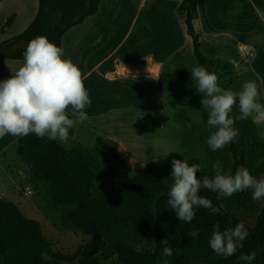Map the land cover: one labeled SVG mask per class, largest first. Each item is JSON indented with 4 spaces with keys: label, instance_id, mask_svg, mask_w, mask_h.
<instances>
[{
    "label": "trees",
    "instance_id": "obj_1",
    "mask_svg": "<svg viewBox=\"0 0 264 264\" xmlns=\"http://www.w3.org/2000/svg\"><path fill=\"white\" fill-rule=\"evenodd\" d=\"M38 9L29 25L19 34L0 42L3 57L23 59L27 43L38 35L45 36L60 47L61 37L70 27L95 14L101 0H37ZM179 10L184 15L186 33L192 41V52L199 66L205 67V58L198 49V37L192 26L195 2L183 0ZM186 72L173 71L167 76H183ZM234 175L243 163V154L231 142ZM94 150L112 161L107 142L97 137ZM16 152L33 179L47 186L51 207L70 206L61 217L63 225L71 224L87 236V241L72 254L52 250L43 235L40 223L23 215L18 206L0 195V264H107L116 256L120 264H162V239H168L173 254L169 264H190L193 259L201 264H246L239 260L241 252L256 251L251 264H264V199L253 227H245L249 237L236 254L223 258L209 246L212 225L219 222L220 230L242 222L226 213L217 199V193L202 188L201 196L213 200L219 208L212 214L204 208L195 210L191 223L180 222L167 206L169 185L148 174L137 172L116 186L100 193L93 192V183L100 164L94 155L80 149L65 148L59 141L40 139L35 134L19 137ZM256 176L264 175V167ZM232 218L233 225L229 221ZM190 229H198L193 240ZM156 242L155 248L153 241ZM103 249L102 252H100Z\"/></svg>",
    "mask_w": 264,
    "mask_h": 264
},
{
    "label": "rangeland",
    "instance_id": "obj_2",
    "mask_svg": "<svg viewBox=\"0 0 264 264\" xmlns=\"http://www.w3.org/2000/svg\"><path fill=\"white\" fill-rule=\"evenodd\" d=\"M239 6L240 37L248 44L241 48L214 51L218 55L208 57V67L218 58L226 69L233 68L234 62L242 69L243 64L247 65L250 60L260 77L253 78L248 72L240 78L229 77L237 91L241 90L244 82L255 81L259 86L260 99L264 101V2L251 4L248 0H240ZM140 18L139 22H144L143 52L146 53L153 46L151 38L153 33L156 34L158 20L156 17L146 21ZM190 45L182 47L181 58L172 60L170 68L191 70L197 66ZM185 81L179 78L164 79L156 83L153 89L152 81L147 79L134 81L121 77H83L91 104L97 103V113L95 116L87 113L88 119L81 123V145L63 146L80 149L94 155L98 160L101 166L93 183V192L100 193L116 186L137 172L160 179L170 187L173 183V159L187 160L189 165L199 164L201 170L197 173V178L201 180L205 175L209 178L214 176L212 163L217 159L221 161L225 173L232 172L233 160L229 145L213 152L206 143L208 136L216 129H207V121L203 117L200 120L201 114L197 115L189 108H177L174 105L175 100L184 98L178 88ZM236 112L234 115L239 116V109ZM244 120L245 123L241 126L243 138L236 144L237 151L243 154V163L238 167L248 168L256 177L264 167V124L250 130L253 120ZM108 135L125 143L133 161H129L127 156L118 158L112 141L106 142L113 156L114 167L106 155L94 150L96 138L107 139ZM16 147L17 142L8 147L5 155L0 156V192L15 203L24 216L40 223L42 233L50 241L53 251L62 254L74 253L87 241V236L71 224H62V215L71 207L53 208L49 205L46 184L33 179L27 165L18 158ZM26 187L31 189L30 194H24ZM216 193L217 199L225 198ZM262 205L263 200H252L251 190H244L237 192L229 201L222 202L221 207L226 213L253 227ZM105 262L120 264L116 256ZM201 263L199 259L190 262Z\"/></svg>",
    "mask_w": 264,
    "mask_h": 264
},
{
    "label": "clouds",
    "instance_id": "obj_3",
    "mask_svg": "<svg viewBox=\"0 0 264 264\" xmlns=\"http://www.w3.org/2000/svg\"><path fill=\"white\" fill-rule=\"evenodd\" d=\"M64 56L63 48L45 36L38 35L27 43L22 66L15 74L0 79V138L35 134L40 139L66 143L69 130L88 119L85 108L91 100L82 73L70 58ZM190 71L196 91L202 94V108L208 114L207 129H216L206 140L213 152L236 140L235 119L251 118L256 124H264V103L260 102L259 86L255 81L244 82L241 90L234 92L220 87L217 75L203 66L197 65ZM234 106L239 109V116L235 119L230 115ZM171 163L173 183L167 193V206L180 222L191 223L195 210L201 207L212 214L219 212L212 199L199 194L202 187L218 192L222 197L251 190L252 200L264 199V175L257 178L246 167L238 168L232 175L224 172L217 159L212 163L214 176L205 175L201 180L197 178L201 170L199 164L189 165L187 160L180 159H173ZM199 234L198 229H190L188 233L193 240ZM248 237L243 222L223 231L216 222L212 225L208 242L216 255L228 258L243 248ZM152 241L155 248L156 242ZM159 244L163 246L162 264H169L167 257L173 254L170 242L162 239ZM256 256V251L241 252L239 260L251 264Z\"/></svg>",
    "mask_w": 264,
    "mask_h": 264
},
{
    "label": "crops",
    "instance_id": "obj_4",
    "mask_svg": "<svg viewBox=\"0 0 264 264\" xmlns=\"http://www.w3.org/2000/svg\"><path fill=\"white\" fill-rule=\"evenodd\" d=\"M182 1L101 0L95 14L87 16L62 35L60 47L64 50V58H70L78 66L83 77H121L124 80L134 81L147 79L152 81L153 89L156 83L164 79L186 80L178 88L184 98L175 100L174 105L177 108H189L193 113L201 114L200 120L203 117V120L207 121L208 114L200 103L202 94L196 91L191 71L185 68L169 67L172 60L181 58L182 47L190 44L192 47L191 38L186 33L184 15L179 10ZM193 1L195 2V13L192 26L198 37V49L205 58V68L217 75L220 87L238 92L239 90L237 91V88L232 85L229 76L240 78L248 72L253 78L260 77V73L255 70L251 61L249 60L247 65L243 64L242 69H239L237 62H234L233 68L226 69L218 58L211 67H208V57H217L218 54L214 51L241 48L248 44L240 37V0ZM248 1L251 4L264 2V0ZM37 9V0H0V42L21 33L33 20ZM151 17H156L158 25L156 24V34L153 33L151 38L153 46L144 53L145 40L142 35L144 22L140 23L139 18L146 21ZM262 21L264 25V20ZM210 46L212 47L208 56ZM22 64L23 59L3 57L0 54V79L15 74ZM173 71H183L186 74L167 76V73ZM260 102L264 103L262 99ZM96 106L97 103L93 102L85 108V111L95 116ZM237 110L238 106H234L230 114L234 119L237 117L234 115L237 114ZM67 111L71 118V109ZM244 123V119H235L234 127L238 130V137L233 141L234 144L243 138L241 126ZM258 125L262 124L253 123L250 130L261 127ZM80 130L81 123L69 130V139L66 143H60L68 146L81 145ZM18 139L19 137L11 135L0 138V156L5 155L8 147ZM104 140L114 142L115 154L118 158L127 156L129 161H133L124 142L110 136ZM0 195L3 196L1 192Z\"/></svg>",
    "mask_w": 264,
    "mask_h": 264
},
{
    "label": "built area",
    "instance_id": "obj_5",
    "mask_svg": "<svg viewBox=\"0 0 264 264\" xmlns=\"http://www.w3.org/2000/svg\"><path fill=\"white\" fill-rule=\"evenodd\" d=\"M30 193H31V189L26 187L24 189V194L27 195V194H30Z\"/></svg>",
    "mask_w": 264,
    "mask_h": 264
},
{
    "label": "water",
    "instance_id": "obj_6",
    "mask_svg": "<svg viewBox=\"0 0 264 264\" xmlns=\"http://www.w3.org/2000/svg\"><path fill=\"white\" fill-rule=\"evenodd\" d=\"M229 221L233 225V222H232V218L231 217H229ZM102 251H103V249L100 252H102Z\"/></svg>",
    "mask_w": 264,
    "mask_h": 264
}]
</instances>
